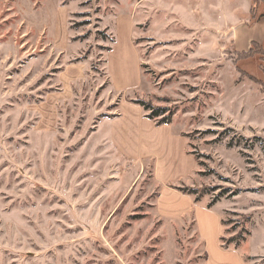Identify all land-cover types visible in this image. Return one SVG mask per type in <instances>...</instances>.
Returning <instances> with one entry per match:
<instances>
[{"label":"rangeland","instance_id":"374dc122","mask_svg":"<svg viewBox=\"0 0 264 264\" xmlns=\"http://www.w3.org/2000/svg\"><path fill=\"white\" fill-rule=\"evenodd\" d=\"M206 3L0 0V264H207L165 183L225 204L222 243L264 264V54Z\"/></svg>","mask_w":264,"mask_h":264},{"label":"crops","instance_id":"0c3cea01","mask_svg":"<svg viewBox=\"0 0 264 264\" xmlns=\"http://www.w3.org/2000/svg\"><path fill=\"white\" fill-rule=\"evenodd\" d=\"M201 1L208 2V0ZM219 2L223 6V25L229 28L228 33L232 49L239 52L248 51L252 42L264 43V17L251 24L252 27L247 26L253 0H219ZM135 22H137L136 12L132 9L129 29L131 30V43L134 47ZM159 181L161 180L159 179ZM161 190L157 205L162 214L178 216L193 211L197 233L204 243V249L208 256L207 264H248L246 257L259 255L249 246V250L247 246L244 248H225L222 246L221 237L224 227L222 215L226 208L225 204L214 203L209 207L201 201L196 202L194 196L183 193L170 183L163 184ZM165 196L169 197L167 202H164ZM252 235L253 231L247 244H250Z\"/></svg>","mask_w":264,"mask_h":264},{"label":"trees","instance_id":"16d2710c","mask_svg":"<svg viewBox=\"0 0 264 264\" xmlns=\"http://www.w3.org/2000/svg\"><path fill=\"white\" fill-rule=\"evenodd\" d=\"M264 1V0H263ZM261 17H264V7L262 9H259V0H253L252 7H251V13H250V20L248 24H253ZM239 55H242L243 58L251 57L254 54H264V43H258V42H252L250 49L246 52H237ZM138 103H140L146 110H150L151 113L149 116L151 118L157 119L158 125L168 124L172 121V112H168L169 109L167 107L158 106L155 107L151 103L145 101V100H137ZM179 190L182 192L192 195L195 198L196 202H200L202 199V196L205 194L203 192H200L198 188L190 187V186H184L179 187ZM213 203L208 204L209 207H211ZM223 224L225 223L224 220H222ZM251 232L248 231V235H250ZM223 240V237H221V241ZM239 241V240H238ZM222 246L225 248H230L229 244L222 243ZM240 246V242H237L236 248ZM207 256V254H206ZM208 259V256H207Z\"/></svg>","mask_w":264,"mask_h":264}]
</instances>
